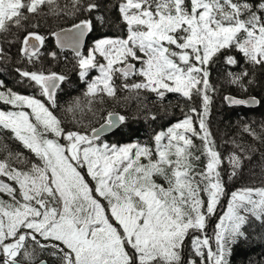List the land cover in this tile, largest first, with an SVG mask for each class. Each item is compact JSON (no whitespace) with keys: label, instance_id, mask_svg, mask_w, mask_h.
I'll return each instance as SVG.
<instances>
[{"label":"snow or ice","instance_id":"6c2138e0","mask_svg":"<svg viewBox=\"0 0 264 264\" xmlns=\"http://www.w3.org/2000/svg\"><path fill=\"white\" fill-rule=\"evenodd\" d=\"M52 2L0 0V31L20 27L25 13L35 14L41 5ZM78 3L74 0L73 6ZM96 7L90 3L86 10ZM120 12L127 36L99 39L87 55L79 47L92 29L91 21L82 20L64 32L63 46L74 48L80 77L92 69L100 73L88 83L85 95L114 96L112 81L117 73L124 80L143 77L140 82L124 83L125 89L149 90L160 98L165 92L189 99L193 91L203 93V114L198 119L201 131H196L192 117L186 115L154 136V148L139 143L109 144L102 135L114 134L125 122L124 116L113 113L99 127L66 131L51 110L65 77L18 69L22 77L39 86L46 102L10 89L0 91V101L16 109L0 111V126L10 129L39 161L28 171L11 168L7 159L0 161V176L18 185L0 181V192L11 198V203L0 199V264H33L35 249L29 250V242L40 249H55L62 264H184L182 251L190 231L191 248L200 264H228L231 245L244 236L241 226L247 217L241 212L264 219V188H246L231 193L214 237L204 231L225 190L218 170L220 154L202 118L210 103L206 66L221 50L234 48L248 63L264 66V3L123 0ZM56 35L60 42V34ZM31 41L42 45L44 37L32 32L24 37L21 51L29 61L39 54ZM98 56L106 63H98ZM225 62L237 63L232 56ZM229 75L231 83L239 84L248 73ZM225 100L232 105L259 103L254 97L226 96ZM193 136L203 142L201 154L206 163L201 170L192 163L200 160L192 151ZM229 162L234 175L239 158L232 156ZM187 264H196V260L189 259Z\"/></svg>","mask_w":264,"mask_h":264},{"label":"trees","instance_id":"16d2710c","mask_svg":"<svg viewBox=\"0 0 264 264\" xmlns=\"http://www.w3.org/2000/svg\"><path fill=\"white\" fill-rule=\"evenodd\" d=\"M121 2L122 0H79L74 7V0H53L50 4L41 5L35 14L25 13L27 18L22 21L20 27L10 26L8 30L0 31V82L3 84L1 89H10L46 102V98L40 95L39 86L22 77L17 70L63 75L65 80L56 91V107L51 109L61 120L62 127L66 131H87L103 123L108 113L117 112L125 117V122L114 134L101 138L109 144L139 143L152 146L157 132L185 119L186 115L192 117L193 126L197 130L199 115L203 109V93L193 91L189 99L180 93L165 92L164 97L160 98L157 93L149 90L125 89L124 83L140 82L143 77L130 76L124 80L117 73L112 81L115 86L114 96H108L106 93L86 96L87 84L79 75L78 57L68 50L55 47L53 33L82 20H89L92 24L83 54L99 39L126 37L127 26L119 10ZM248 2L259 5L264 3V0ZM90 3L97 7L87 11V5ZM30 32L44 37L38 58L31 61L21 51L23 39ZM234 55L237 56L234 57L237 63L227 64L225 58ZM206 67L210 85L206 94L210 97V103L205 123L211 133L210 139L214 148L220 154L221 164L218 170L225 190L215 213L206 220L204 231L209 237H214L219 214L231 192L246 188H264V66L248 63L242 53L231 48L221 50ZM244 71H247L248 75L239 84L231 83L232 77L229 73L239 75ZM92 73L93 71L86 79H89ZM200 87L202 88V85ZM227 95L255 96L259 103L255 108L229 106L225 100ZM0 106L9 107L2 103ZM193 108L196 112L191 111ZM192 139L195 145L192 151L200 155V160H193L192 163L199 170V167L206 163V157L201 154L203 142L195 136ZM232 156L239 158V167L235 168L234 175L233 165L229 162ZM35 158V154L27 149L10 129L0 126V159H7L11 168L24 171ZM82 173L84 174V171ZM205 198L207 199L206 195ZM241 231L244 236L231 245L230 253L226 256L228 264H264V219L247 216ZM190 234L193 235L191 231ZM200 234L197 232L196 235ZM189 239L188 236L183 255L190 248ZM211 243L215 249L214 239ZM28 248L30 251L35 249L33 262L46 260L48 264H62L60 253L51 247L40 249L29 242Z\"/></svg>","mask_w":264,"mask_h":264},{"label":"rangeland","instance_id":"374dc122","mask_svg":"<svg viewBox=\"0 0 264 264\" xmlns=\"http://www.w3.org/2000/svg\"><path fill=\"white\" fill-rule=\"evenodd\" d=\"M122 2H123V0H122ZM122 2H121V3H122ZM121 3H120V5H121ZM119 10H120V8H119ZM93 45H94V44H93ZM93 45H92L91 47H88V48L86 49V52H84L85 54H83L84 48L86 47V44H85L84 48H83L82 51H81V54H82V55H87L88 51L93 47ZM97 61H98V63H106V61H104L103 58H100L99 56L97 57ZM80 71H81V69H80ZM92 71H93V73L91 74V76H90L89 79H86V77L81 78V80H85L84 82H86L87 86H88V83H90L92 80H94L97 76L100 75L98 69H92V70L89 71L88 74H90ZM0 91H5V90H3V89L0 88ZM15 93H17V92H15ZM17 94H19V95H23V94H20V93H17ZM25 96H28V95H25ZM31 97H33V96H31ZM35 98H36V97H35ZM37 99H39V98H37ZM0 103H2V104H4V105H8V104L3 103L2 101H0ZM13 110H16V109H15L12 105H9L8 108H5V107H3V106H0V111H13ZM202 114H203V109H202V112H201L200 115H199V118H200V116H202ZM202 118L205 120V116H203ZM183 120H184V119H182V120H178L176 123H178V122H180V121H183ZM176 123H174L172 126H174ZM172 126H171V127H172ZM167 129H168V128H167ZM167 129H165V130H163V131H167ZM196 131H197V132H200V131H201V130H200V126H199V124H198V129H197ZM161 132H162V131H161ZM157 133H159V132H157ZM201 134H202V133H201ZM104 142H105V141H104ZM106 143H107V142H106ZM130 144H131V143H130ZM149 147H152V148L155 147L154 138H153V144H152V146H149ZM0 161H4V160L0 159ZM35 163H39L37 157L27 165V166H28L27 168H25V169H23V170H24V171H28V170L31 168V166H32L33 164H35ZM204 165H205V164H204ZM204 165H203V166H200V167H199V170L203 169V168H204ZM82 171H84L85 179L89 182L90 187H94V183H95V182H94V181H91V178L87 176L86 170L82 169ZM82 174H83V173H82ZM156 180H157L158 183H163V180H162L161 178H159V177H156ZM0 181H2V182H4V183H7V184H9V185H11V186H13V187L18 188V185H16L14 181L9 180V179L7 178V176H0ZM236 191H237V190H236ZM233 192H234V191H233ZM231 193H232V192H231ZM201 195H202V198H204V194L202 193ZM0 199L4 200V201H6V202L11 203V198H10L6 193L0 192ZM230 199H231V194H230V196L228 197V200H227V203H226L225 207L223 208L222 212L219 214V217H218V221H217V223H219L220 218L226 213L227 208H228V203H229ZM206 200H207V199L205 198V201H206ZM241 214H242V215H246V217L250 215V214H246V213H243V212H241ZM217 223H216V225H217ZM195 234H197V233H195ZM189 237H190V239H189L190 248L188 249V251H187L184 255H183V251H182V260L184 261V264H187V261H186L187 259H188V260H189V259H195V260H196V264H200V258L195 256V254H194V252L192 251V248H191V238H192V234L189 233ZM185 241H186V240H185ZM189 244H188V245H189ZM204 251H205V253H206V252H207V249H205ZM186 256H187V257H186Z\"/></svg>","mask_w":264,"mask_h":264},{"label":"water","instance_id":"95a60500","mask_svg":"<svg viewBox=\"0 0 264 264\" xmlns=\"http://www.w3.org/2000/svg\"><path fill=\"white\" fill-rule=\"evenodd\" d=\"M79 23H80V22H79ZM79 23H77V24H79ZM72 28H73V26H70V27H65V28H63V29L57 30V31H55V32L53 33L52 36H53L54 45H55V47H56L57 49L68 50V51H70L71 53H73L74 55H76V52H75V50H74L73 47H71V46H63V43H64V40H63L64 32H65L66 30H68V29H72ZM89 33H90V32H88V33L83 37V39H82V41H81V44H80V47H79V51H80V52L82 51V49L84 48V46H85V44H86V40H87V38H88V36H89ZM56 34H60V38H61L60 42H58V39H57V35H56ZM31 43H35V44H37L39 51L41 50V48H42V46H43V44L40 45V44H39L38 42H36V41H31ZM23 47H24V45H23V43H22V48H23ZM22 54H23V53H22ZM23 55H24V54H23ZM227 96H228V97H234V96H231V95H227ZM250 97H254V98L258 101V99H257L255 96L235 97V98H237V99H243V100H248ZM226 103H227L229 106H232V104H229L228 101H226ZM257 105H258V103H250V104H246V105H234V106H240V107H244V108H255ZM113 114L120 115V114L117 113V112H115V113H113ZM103 123H104V122H103ZM101 124H102V123H101ZM99 126H100V125H98L97 127H99ZM111 133H112V132L109 131L108 133L103 134L101 138L106 137L107 135H109V134H111ZM40 261H41V260H40ZM40 261H38V262H34L33 264H39ZM43 261H45L46 264H48V262H47L46 260H43Z\"/></svg>","mask_w":264,"mask_h":264},{"label":"flooded vegetation","instance_id":"af4514ba","mask_svg":"<svg viewBox=\"0 0 264 264\" xmlns=\"http://www.w3.org/2000/svg\"><path fill=\"white\" fill-rule=\"evenodd\" d=\"M233 57H237L236 55H234ZM238 63H239V60H238Z\"/></svg>","mask_w":264,"mask_h":264}]
</instances>
